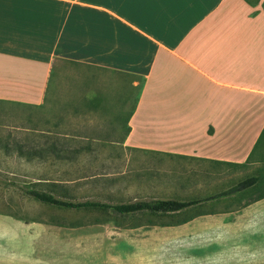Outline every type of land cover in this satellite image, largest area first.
<instances>
[{"label": "crops", "instance_id": "obj_1", "mask_svg": "<svg viewBox=\"0 0 264 264\" xmlns=\"http://www.w3.org/2000/svg\"><path fill=\"white\" fill-rule=\"evenodd\" d=\"M63 65L68 126L175 159L193 204L128 249L0 212V264H264L262 179L226 193L264 175V0H0V103L44 106Z\"/></svg>", "mask_w": 264, "mask_h": 264}, {"label": "rangeland", "instance_id": "obj_2", "mask_svg": "<svg viewBox=\"0 0 264 264\" xmlns=\"http://www.w3.org/2000/svg\"><path fill=\"white\" fill-rule=\"evenodd\" d=\"M61 69L50 79L44 106L0 103V212L67 228L64 237L71 246L128 249L130 226L167 222L170 216L60 208L34 199L27 191L71 202L108 204L183 199L186 195L176 183L192 175L178 172L175 159L130 154L116 143L82 140L80 126H68V101L74 99L68 94V65ZM79 80L69 82L79 85ZM153 239L151 246L158 244Z\"/></svg>", "mask_w": 264, "mask_h": 264}, {"label": "trees", "instance_id": "obj_3", "mask_svg": "<svg viewBox=\"0 0 264 264\" xmlns=\"http://www.w3.org/2000/svg\"><path fill=\"white\" fill-rule=\"evenodd\" d=\"M260 162L264 165V157L259 158ZM259 178H248L236 186L232 187L226 193H233L247 187H250L254 182L260 180ZM264 179V175L262 176ZM27 194L32 196L34 199L49 204L52 206L66 208V209H101V210H111L118 214L123 215H130L140 212H146L149 214H160L171 216L175 215L176 212L182 210L190 205L193 204L192 201L189 202H181L175 199H149V200H138L129 203H115V204H108L102 203L99 201H84V202H71L65 201L62 199H58L51 194L40 192L36 190H29Z\"/></svg>", "mask_w": 264, "mask_h": 264}]
</instances>
